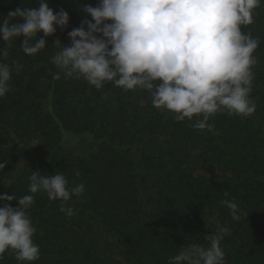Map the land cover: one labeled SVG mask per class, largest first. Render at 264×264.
<instances>
[{
	"label": "trees",
	"instance_id": "16d2710c",
	"mask_svg": "<svg viewBox=\"0 0 264 264\" xmlns=\"http://www.w3.org/2000/svg\"><path fill=\"white\" fill-rule=\"evenodd\" d=\"M37 3L0 0V20ZM48 3L69 14L68 27L57 28L34 57L20 41L9 50L8 62L24 67L0 98V195H33L28 177L37 170L63 171L69 186L83 183L85 191L66 205L70 217L60 201L34 194V264H168L181 246L206 244L218 226L230 230L220 245L225 264H264V3L243 29L261 40L251 93L256 111L246 118L218 113L204 130L155 109L143 91L53 80L52 45L57 38L70 44L68 33L85 19L82 6L99 0ZM224 199L246 215L233 221ZM0 264H17L14 253L2 254Z\"/></svg>",
	"mask_w": 264,
	"mask_h": 264
},
{
	"label": "clouds",
	"instance_id": "9594fccd",
	"mask_svg": "<svg viewBox=\"0 0 264 264\" xmlns=\"http://www.w3.org/2000/svg\"><path fill=\"white\" fill-rule=\"evenodd\" d=\"M262 3L99 0L95 7L83 5L85 19L68 33L70 44L57 38L52 45L57 49L50 59L56 68L52 78L83 80L97 90L111 83L124 92H146L152 107L174 114L177 121L194 120L197 130L210 129L208 122L218 113L246 118L257 107L251 93L261 40L243 29L254 23V12ZM68 25L69 14L63 9L54 12L48 0L4 15L0 20V98L10 91L13 72L24 67L17 60L8 62L12 44L20 41L21 51L34 57L46 48L47 38L57 28ZM39 33L43 36L38 38ZM5 166L0 163V170ZM75 176H80L79 171ZM28 180V192L33 195H0V258L10 250L17 264H34L40 258L33 240L36 228L28 214L34 194L60 201L59 210L70 217L73 208L66 205L85 191L83 183L69 186L63 171L52 175L31 171ZM12 201L18 206L12 207ZM220 203L233 221L246 215L234 199ZM229 231L218 226L205 236L206 244L181 246L168 264H225L220 245Z\"/></svg>",
	"mask_w": 264,
	"mask_h": 264
}]
</instances>
